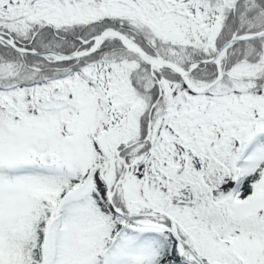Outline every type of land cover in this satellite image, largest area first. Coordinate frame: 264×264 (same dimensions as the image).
Masks as SVG:
<instances>
[{"label": "snow or ice", "instance_id": "1", "mask_svg": "<svg viewBox=\"0 0 264 264\" xmlns=\"http://www.w3.org/2000/svg\"><path fill=\"white\" fill-rule=\"evenodd\" d=\"M0 264H264V0H0Z\"/></svg>", "mask_w": 264, "mask_h": 264}]
</instances>
